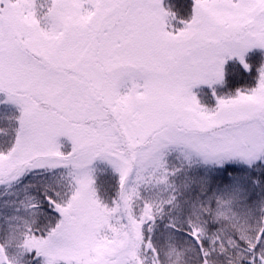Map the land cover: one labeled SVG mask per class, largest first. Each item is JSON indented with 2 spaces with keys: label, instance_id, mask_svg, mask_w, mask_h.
Segmentation results:
<instances>
[{
  "label": "snow or ice",
  "instance_id": "6c2138e0",
  "mask_svg": "<svg viewBox=\"0 0 264 264\" xmlns=\"http://www.w3.org/2000/svg\"><path fill=\"white\" fill-rule=\"evenodd\" d=\"M0 264H264V0H0Z\"/></svg>",
  "mask_w": 264,
  "mask_h": 264
},
{
  "label": "trees",
  "instance_id": "16d2710c",
  "mask_svg": "<svg viewBox=\"0 0 264 264\" xmlns=\"http://www.w3.org/2000/svg\"><path fill=\"white\" fill-rule=\"evenodd\" d=\"M177 2H178V3H183V2H184V0H177Z\"/></svg>",
  "mask_w": 264,
  "mask_h": 264
}]
</instances>
